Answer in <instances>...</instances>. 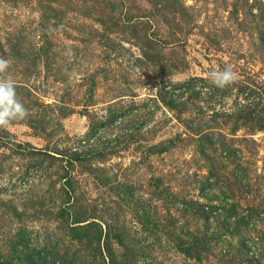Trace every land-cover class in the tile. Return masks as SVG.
<instances>
[{"label": "rangeland", "instance_id": "obj_1", "mask_svg": "<svg viewBox=\"0 0 264 264\" xmlns=\"http://www.w3.org/2000/svg\"><path fill=\"white\" fill-rule=\"evenodd\" d=\"M0 56V264H264V0H0Z\"/></svg>", "mask_w": 264, "mask_h": 264}, {"label": "clouds", "instance_id": "obj_2", "mask_svg": "<svg viewBox=\"0 0 264 264\" xmlns=\"http://www.w3.org/2000/svg\"><path fill=\"white\" fill-rule=\"evenodd\" d=\"M9 66L10 60L0 56V129H7L13 121L24 120L29 115V110L18 98L14 80L6 76ZM236 79L231 66L209 74V82L220 89L232 85Z\"/></svg>", "mask_w": 264, "mask_h": 264}, {"label": "trees", "instance_id": "obj_3", "mask_svg": "<svg viewBox=\"0 0 264 264\" xmlns=\"http://www.w3.org/2000/svg\"><path fill=\"white\" fill-rule=\"evenodd\" d=\"M31 150H33V151H36V149H35V148H33V149H31Z\"/></svg>", "mask_w": 264, "mask_h": 264}]
</instances>
